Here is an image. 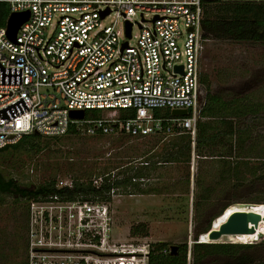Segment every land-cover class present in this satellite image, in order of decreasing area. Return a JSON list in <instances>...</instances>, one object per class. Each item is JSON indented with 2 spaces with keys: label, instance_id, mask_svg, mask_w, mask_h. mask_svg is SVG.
I'll list each match as a JSON object with an SVG mask.
<instances>
[{
  "label": "built area",
  "instance_id": "obj_1",
  "mask_svg": "<svg viewBox=\"0 0 264 264\" xmlns=\"http://www.w3.org/2000/svg\"><path fill=\"white\" fill-rule=\"evenodd\" d=\"M0 2L9 10L0 27V63L23 69L22 84H1L0 70V110L22 98L29 107L20 117L0 118V149L32 134L60 138L70 131L135 139L187 135L195 147L205 98L201 59L209 42L204 0ZM26 12L29 20L12 40L8 21ZM135 26L140 35L132 46ZM174 110L188 115L172 116ZM81 111L83 119L71 117ZM107 176L92 179L93 186ZM72 187V181L57 184ZM119 191L113 188L109 200L51 194L30 201L27 264H149L150 246L114 240L111 208Z\"/></svg>",
  "mask_w": 264,
  "mask_h": 264
},
{
  "label": "rangeland",
  "instance_id": "obj_2",
  "mask_svg": "<svg viewBox=\"0 0 264 264\" xmlns=\"http://www.w3.org/2000/svg\"><path fill=\"white\" fill-rule=\"evenodd\" d=\"M139 35V28L135 26L130 41L132 46L137 44ZM201 71L207 75L211 93L232 104L242 101L258 110L254 121L245 116L230 119L235 127L249 131L251 140L247 147L254 144L256 148L251 153L254 157L249 160L256 158L253 162L261 165L258 170L260 183L256 187H247L253 181L246 184L223 178L225 174L221 173L227 171V160L231 159L221 157L226 153L221 145L216 146L214 152L208 149H203L200 154L196 152L189 160L185 159L186 154L175 162L158 164L176 151L175 144L180 143L181 137L70 136L59 141L41 139L39 151L22 149L0 154V175L14 179L22 188L34 189L54 180L87 181L107 173L124 176L142 170L145 177L138 185L145 192L120 190L113 198L114 240L118 246L138 244L151 249L155 244L165 243L170 250L172 246L182 248L187 245L188 264H238L237 259L242 256L249 264H264V232L260 229L245 237L226 236L214 242L260 244V248L242 255L201 256L194 260L192 253L196 243H212L205 234L201 235L202 230L210 224L217 230L233 212L247 208L238 205L239 202L264 198V161L258 159L264 155V43L207 42ZM159 113L169 112L162 110ZM204 122L215 127L221 124L218 119L210 118ZM234 147L233 151H236L235 143ZM144 162H150L151 166L143 169ZM231 162H236V158ZM240 169L247 176L243 165ZM252 204L255 211L263 213V205ZM141 224L146 226L149 237H131V229ZM28 228L27 201L0 194V264L28 263Z\"/></svg>",
  "mask_w": 264,
  "mask_h": 264
},
{
  "label": "trees",
  "instance_id": "obj_3",
  "mask_svg": "<svg viewBox=\"0 0 264 264\" xmlns=\"http://www.w3.org/2000/svg\"><path fill=\"white\" fill-rule=\"evenodd\" d=\"M204 8L205 15L202 25L205 40H208L209 42L219 40L264 43V0H216L213 2H204ZM8 14V5L4 2H0V27L5 26ZM202 85L205 90V98L200 119L203 120H200L198 123V136L196 138L194 150L191 138L187 135L181 136L180 143L175 144L177 148L176 151L170 153L164 158V161H160L158 164L175 162L177 159L185 157L186 154L187 156L185 159L189 160L191 159V156H195L196 152L200 154L203 149H208L209 151L214 152L216 146L221 145L226 151L221 157H228L227 159L231 160L232 158H236V162L227 160L229 161L227 164V171L221 173L225 174L223 178H228V180L232 179L236 182L242 181L246 184L249 181H253V183L247 185V187H256L260 183L258 170H260L261 165L258 162H253L256 158L249 162L250 158L253 156L251 153H253V150L256 148L253 147L254 144L253 146L247 147V143L251 140L249 131H243L240 130V128L235 127L232 122L233 120L230 119L245 116L250 121H254L257 119L256 113L258 114V110H254L252 105H247L242 101L232 104L221 98L219 95L211 93L210 84L206 74H202ZM91 115L94 114L87 112V117ZM207 118L218 119L221 123L220 127H215L208 122L203 123ZM241 135H245V138H241ZM70 136L81 137L80 135L75 134V131H70L67 136L60 138H46L37 134H32L24 137L14 146L0 149V154L11 150L19 151L22 149L26 151H39L41 148L39 141L41 139L59 141L64 137ZM235 136L237 137L234 138ZM120 137L129 136L120 135ZM129 139L135 138L130 137ZM234 143L236 144V151H233V148H235ZM259 158L264 161V155L258 157V159ZM144 163L145 165L143 169H148L151 166L150 162ZM242 165L246 168L247 176L240 169V166ZM257 165H259V167ZM103 176L107 177L104 178V181L99 188L93 186L92 179L90 178L87 181L71 179L70 181L73 183L72 188L58 189V181L54 180L34 189H30L22 188L17 185L14 179H6L4 176L0 175V194L21 198L26 200L29 205L30 201L51 194H62L68 199L97 197L103 200H109L111 199L109 195L113 188L120 190L132 189L133 191L138 190L142 193L145 192V190L141 191L139 187L140 185H138L141 183V179L145 177L142 170L124 176L122 174L113 175V173H107ZM134 180L137 181L134 182ZM239 203H254L259 206L260 204L264 206V198H257L256 201L249 200ZM226 208H224L223 211ZM210 229L211 224L201 231V235L207 234ZM130 235L134 238H145L149 237V232L146 226L141 224L132 228ZM258 247L260 248V244L196 243L192 249V253L194 260H196L201 256L242 255L245 252L257 249ZM187 254V245H184L182 248L178 247L177 254L171 255L170 250H168L165 243H158L151 248L149 264H188ZM237 260H239L238 264H249L245 256H242Z\"/></svg>",
  "mask_w": 264,
  "mask_h": 264
},
{
  "label": "water",
  "instance_id": "obj_4",
  "mask_svg": "<svg viewBox=\"0 0 264 264\" xmlns=\"http://www.w3.org/2000/svg\"><path fill=\"white\" fill-rule=\"evenodd\" d=\"M205 2H213L216 0H204ZM108 13H105L106 16ZM30 13L26 12L24 14H14L10 17L8 21V36L15 40L16 35L20 27L29 20ZM132 32V24L127 25V36L130 38ZM1 70V84H22V71L23 69H14V68H4L0 63ZM29 107L26 104L25 100H21L13 103L12 105L6 107L5 109L0 110V118L4 120H10L19 115L28 111ZM172 116H187L188 112L186 110H174L171 112ZM84 112H72L71 117L73 119H83ZM238 205H246L247 209L241 211H235L229 216L227 221L222 224L217 230L214 229V225L211 227L208 234H205V237H208L211 241H219L223 237L233 236L238 234H254L257 232L258 227L264 216L259 214L253 208L252 203H238ZM201 240L204 241V237L201 236ZM215 244V243H212ZM178 252L177 246H172L170 249L171 255H176Z\"/></svg>",
  "mask_w": 264,
  "mask_h": 264
},
{
  "label": "bare ground",
  "instance_id": "obj_5",
  "mask_svg": "<svg viewBox=\"0 0 264 264\" xmlns=\"http://www.w3.org/2000/svg\"><path fill=\"white\" fill-rule=\"evenodd\" d=\"M245 207H247V206H245ZM254 207V206H253ZM245 209H247V208H245ZM244 209V210H245ZM241 210H243V209H240L239 211H241ZM233 214V213H232ZM259 214H261L262 216H264V212L263 213H259ZM225 223V222H224ZM223 223V224H224ZM261 225H264V220H262V222L260 223V225H259V227H258V229H260V231H262V232H264V227L262 226L261 227ZM261 227V228H260ZM247 235H250V234H238V235H233V236H239V237H245V236H247ZM209 241H211L210 239H209ZM212 243H214L215 241H211Z\"/></svg>",
  "mask_w": 264,
  "mask_h": 264
},
{
  "label": "clouds",
  "instance_id": "obj_6",
  "mask_svg": "<svg viewBox=\"0 0 264 264\" xmlns=\"http://www.w3.org/2000/svg\"><path fill=\"white\" fill-rule=\"evenodd\" d=\"M257 242V241H256ZM201 243H204V242H201ZM250 244H254V242L250 243Z\"/></svg>",
  "mask_w": 264,
  "mask_h": 264
},
{
  "label": "flooded vegetation",
  "instance_id": "obj_7",
  "mask_svg": "<svg viewBox=\"0 0 264 264\" xmlns=\"http://www.w3.org/2000/svg\"><path fill=\"white\" fill-rule=\"evenodd\" d=\"M260 211H261V210H260ZM260 211H259V212H260ZM259 212H258V213H259ZM263 212H264V211H263ZM260 213H261V212H260Z\"/></svg>",
  "mask_w": 264,
  "mask_h": 264
}]
</instances>
